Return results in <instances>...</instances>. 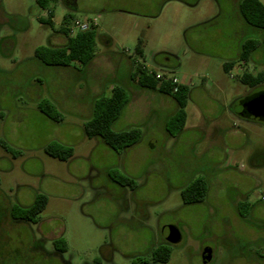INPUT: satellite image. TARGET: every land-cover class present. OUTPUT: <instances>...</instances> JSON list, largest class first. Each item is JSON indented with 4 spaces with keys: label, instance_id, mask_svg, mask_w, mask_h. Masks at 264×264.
<instances>
[{
    "label": "rangeland",
    "instance_id": "obj_1",
    "mask_svg": "<svg viewBox=\"0 0 264 264\" xmlns=\"http://www.w3.org/2000/svg\"><path fill=\"white\" fill-rule=\"evenodd\" d=\"M70 4L78 19L98 22L94 57L83 67L33 61L38 48L67 44L63 6L47 20L36 0H0V264H161L151 254L162 246L172 251L166 264H204L205 249L212 250L209 264H264V120L240 115L242 101L264 92V83L250 87L224 70L238 61V43L262 31L244 22L237 0ZM53 36L63 40L53 43ZM138 61L193 89L188 121L170 136L176 105L166 110L142 96L113 126L138 128L142 138L116 153L87 138L84 127L112 88L135 86ZM243 70L264 71V55ZM233 73L239 78L240 67ZM43 101L61 122L39 112ZM49 143L70 147L72 158L48 156ZM200 178L208 183L205 201L184 204L181 192ZM38 195L48 198L39 222L23 221L18 210ZM172 227L181 234L177 244L168 243ZM59 239L66 253L55 249Z\"/></svg>",
    "mask_w": 264,
    "mask_h": 264
},
{
    "label": "trees",
    "instance_id": "obj_2",
    "mask_svg": "<svg viewBox=\"0 0 264 264\" xmlns=\"http://www.w3.org/2000/svg\"><path fill=\"white\" fill-rule=\"evenodd\" d=\"M56 0H36L39 7L43 10H49V6ZM240 14L243 20L250 26L260 29L264 32V1L261 0H242L239 6ZM74 20L71 13H66L63 18V27L61 32L67 37V44L62 47H51L48 49L38 48L35 56L43 63L53 67H66L71 63H78L81 66L90 64L94 57L97 41L98 27H93L89 31L79 33L76 37L69 36V25ZM264 45V38H263ZM257 48V42L250 40L244 44L240 56V62H249L252 53ZM137 53L143 55L141 47L137 48ZM50 58L49 63L47 58ZM132 80H137L139 86L143 89L158 91L161 94L172 97L177 103V111L170 118L167 124V131L170 136L182 132L187 122L186 108L190 99V88L183 84L173 83L171 79L165 76L158 78V73L151 70L141 62H136ZM235 64H225L226 72L232 69ZM240 81L250 87H256L264 83V72L257 76L244 73ZM129 103L126 88L115 86L109 97L101 98L95 103L94 114L85 124L84 130L87 138H99L114 152H124L137 145L142 138L140 129H130L126 131H115L114 124L121 118L125 108ZM40 112L52 121L61 122L62 115L55 111L54 106L47 101H43L39 106ZM245 119H251L250 116H242ZM6 148V147H5ZM7 151L10 149L6 148ZM44 152L57 160L68 161L73 156V150L70 147L62 146L58 143H50L44 148ZM15 155V154H14ZM122 184L135 188L136 183L131 178H122ZM208 193V183L205 179H196L187 188L181 192L184 204H197L205 201ZM48 204V198L45 195H38L34 203L27 208L18 210L19 217L26 222L37 224L40 215L45 211ZM253 209V206L248 208ZM54 247L63 253L67 252V243L62 240H55ZM169 245L168 243L166 244ZM172 251L170 248L162 246L152 252V261L154 263L166 264L169 262Z\"/></svg>",
    "mask_w": 264,
    "mask_h": 264
},
{
    "label": "crops",
    "instance_id": "obj_3",
    "mask_svg": "<svg viewBox=\"0 0 264 264\" xmlns=\"http://www.w3.org/2000/svg\"><path fill=\"white\" fill-rule=\"evenodd\" d=\"M75 3H77L78 2V0H73ZM131 1V3L134 5L133 6V8H135V7H137V8H139V0H130ZM264 1V0H263ZM64 2H67V4H65ZM70 2H72V0H56L53 4H51L50 6H49V10H50V13H51V18L50 19H48V20H51V19H53L54 18V16H55V10H56V8L58 7V6H63L64 7V10H65V12H64V14H63V18H64V16H65V14L66 13H71V14H73V10H74V4H70ZM242 2V0H237V9H238V12H239V15L241 16V14H240V11H239V6H240V3ZM77 6V5H76ZM127 14H129V15H132V16H138L139 17V13H137L136 11H129ZM73 16H74V19H77L78 17L77 16H75L74 14H73ZM242 17V16H241ZM243 19V18H242ZM42 20V19H41ZM245 22V21H244ZM208 23H210V21H207V22H205V23H203V24H200V25H198L199 27H201V25H205V24H208ZM246 23V22H245ZM198 26H196V27H198ZM63 27V19H62V23H61V28ZM61 31V30H60ZM262 31V30H261ZM62 33V32H61ZM263 38H264V32L262 31V32H260V35H259V37H257V39L256 38H253V39H249V40H247L245 43H243L242 45H240V43H238V48H239V54H238V61H230V62H227V63H225V64H235V66H239V67H241L242 66V68L243 67H247V65L253 60V58H255V59H261V57H262V55H264L262 52H258V50H259V48L261 47V46H264L263 45ZM61 40H63V38L62 37H60V36H53V38H52V40H51V42H53V43H55V42H58V41H61ZM250 40H253V41H255V42H257V48H256V50L252 53V55H251V57H250V60H249V62H240V56H241V52H242V48H243V46H244V44H246L248 41H250ZM107 43H111V41H110V39L109 38H107ZM53 47H62V46H53ZM35 53H36V50H35V52H34V56H35ZM35 58H36V56H35ZM37 65H39V66H42V65H44V66H46L42 61H40L39 59H34L33 60ZM167 62H168V60H166ZM139 62V61H138ZM72 64V66L73 67H76V66H80V64H78V63H71ZM163 66V65H162ZM235 66L233 67V68H235ZM67 67V66H66ZM81 67H83V66H81ZM165 68H171L170 66H168L167 65V63H166V65H165ZM230 70V69H229ZM261 72H264V71H255L254 73L255 74H251L250 73V71H245V73H248V74H251L252 76H257L258 74H260ZM228 73V72H227ZM133 74H131V76H132ZM240 78L241 77H239V78H235V79H239L240 80ZM136 83L134 84L135 86L134 87H127V86H125L124 88H126V90H127V93H128V95H130L131 96V101L129 100V103H128V105H127V107L125 108V110H124V113H123V115L121 116V118L115 123V125L118 123V124H120L121 122V120L123 119V116H124V114H125V112H126V109L128 108V109H130V104H132V103H135L136 101H139V99H141L142 98V96H146V98L145 99H153V98H155L158 102H159V104H161L162 105V108L163 109H166V110H168L169 108H170V103H172L173 104V109H174V106L176 105V108H175V110L173 111V113L171 114V116H170V118L176 113V111H177V103L175 102V100L172 98V97H170V96H167V95H164V94H161V93H159L158 91H153V90H147V89H143V88H141L140 86H139V84H138V82H137V80H134ZM180 84H183V83H180ZM207 84V83H206ZM184 85V84H183ZM187 86V85H186ZM190 88V87H189ZM112 90H113V88L111 89V93H112ZM190 90H191V88H190ZM192 94H193V89L191 90V92H190V98L192 97ZM93 110H94V106H93ZM39 112H40V110H39ZM94 112V111H93ZM41 113V112H40ZM42 114V113H41ZM92 118V117H91ZM170 120V119H169ZM89 121V120H88ZM87 121V122H88ZM187 121H188V117H187ZM86 122V123H87ZM186 124H187V122H186ZM185 127H186V125H185ZM185 129V128H184ZM115 131H126V130H117V129H115ZM100 142V141H99ZM50 144V143H49ZM48 145V144H47ZM47 145H45L44 147H43V150H44V148L47 146ZM125 157H126V155H125ZM122 158L120 157V158H118V161H120ZM122 165L124 166V164L122 163ZM130 167V166H129ZM67 247H68V244H67ZM106 262H108V261H106Z\"/></svg>",
    "mask_w": 264,
    "mask_h": 264
},
{
    "label": "water",
    "instance_id": "obj_4",
    "mask_svg": "<svg viewBox=\"0 0 264 264\" xmlns=\"http://www.w3.org/2000/svg\"><path fill=\"white\" fill-rule=\"evenodd\" d=\"M247 112L255 118H264V93H261L256 98L248 101L244 105ZM181 240V234L179 230L172 227L168 231V243L177 244ZM202 260L204 264H209L212 260V250L205 249L202 253Z\"/></svg>",
    "mask_w": 264,
    "mask_h": 264
},
{
    "label": "built area",
    "instance_id": "obj_5",
    "mask_svg": "<svg viewBox=\"0 0 264 264\" xmlns=\"http://www.w3.org/2000/svg\"><path fill=\"white\" fill-rule=\"evenodd\" d=\"M46 13H45V18L48 20L51 18V13H50V10H44ZM98 26V22H97V19H74L71 24L69 25L68 29H69V36L71 38H74L76 37L79 33H84V32H87L89 31L91 28L93 27H97ZM241 69V75L240 77L245 73V71L243 70L242 66L240 67ZM233 70L234 68L230 69L228 71V75L232 78V79H235L237 75H235L233 73ZM161 76H164V75H158V78L161 77ZM168 79H171L173 81V83H176L178 84V80L176 78H169L167 77Z\"/></svg>",
    "mask_w": 264,
    "mask_h": 264
},
{
    "label": "flooded vegetation",
    "instance_id": "obj_6",
    "mask_svg": "<svg viewBox=\"0 0 264 264\" xmlns=\"http://www.w3.org/2000/svg\"><path fill=\"white\" fill-rule=\"evenodd\" d=\"M261 93H264V92L252 93V94L248 95V96L242 101V104H241L242 112L240 113L241 116L248 115V116H250V118H253V119L264 120V118H255V117H253L252 115H250V114L247 112V110H246L245 107H244V105H245L248 101H250V100L256 98V97H257L258 95H260ZM262 200H264V198H263ZM259 206H261V204H259ZM55 249H56V248H55ZM41 250H42V248H41ZM56 250H57V249H56ZM42 251H43V250H42ZM57 251H58V250H57ZM43 252H44V251H43ZM104 260H105V261H110V258H109V257H106V258H104ZM97 262H98V261H97ZM97 264H101V261H99Z\"/></svg>",
    "mask_w": 264,
    "mask_h": 264
}]
</instances>
